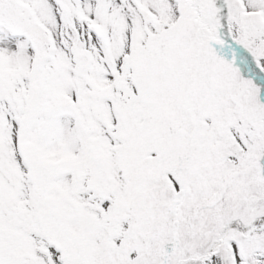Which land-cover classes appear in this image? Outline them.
I'll list each match as a JSON object with an SVG mask.
<instances>
[{
  "label": "snow or ice",
  "instance_id": "snow-or-ice-1",
  "mask_svg": "<svg viewBox=\"0 0 264 264\" xmlns=\"http://www.w3.org/2000/svg\"><path fill=\"white\" fill-rule=\"evenodd\" d=\"M0 264H264V0H0Z\"/></svg>",
  "mask_w": 264,
  "mask_h": 264
}]
</instances>
